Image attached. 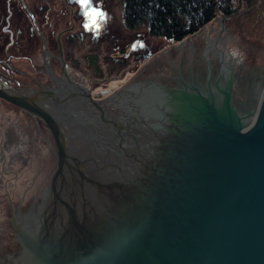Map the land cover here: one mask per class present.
Returning a JSON list of instances; mask_svg holds the SVG:
<instances>
[{
  "label": "water",
  "instance_id": "obj_1",
  "mask_svg": "<svg viewBox=\"0 0 264 264\" xmlns=\"http://www.w3.org/2000/svg\"><path fill=\"white\" fill-rule=\"evenodd\" d=\"M219 50L224 100L173 89L203 86ZM263 68L264 43L230 25L101 100L0 78V264L21 243L36 264H264V93L241 95Z\"/></svg>",
  "mask_w": 264,
  "mask_h": 264
},
{
  "label": "flooded vegetation",
  "instance_id": "obj_2",
  "mask_svg": "<svg viewBox=\"0 0 264 264\" xmlns=\"http://www.w3.org/2000/svg\"><path fill=\"white\" fill-rule=\"evenodd\" d=\"M107 3V0H91V9L104 14L103 18L94 17L93 23L85 16V11L91 9H85L78 0H0L2 81L25 90L44 86L64 92L88 89L95 100L126 89V82L137 78L140 63L147 62L154 49L146 37L149 34H144L141 27H129L123 14L119 20H112ZM218 52V65L214 68L209 64L203 86H199L194 76L186 78L179 73L173 81L169 80L173 89L191 94L198 90L203 96L216 92L224 100L225 95L219 89L227 67L223 53ZM232 73L230 80L234 82L233 70ZM249 75L247 88L241 90V95L249 96L250 100L259 98L261 102L264 68ZM231 105L237 117L243 118L234 110L232 94ZM28 118L44 125L34 117ZM34 201L31 207L36 210ZM20 245L22 248L14 255L16 260L4 264H36L25 255L24 244Z\"/></svg>",
  "mask_w": 264,
  "mask_h": 264
},
{
  "label": "trees",
  "instance_id": "obj_3",
  "mask_svg": "<svg viewBox=\"0 0 264 264\" xmlns=\"http://www.w3.org/2000/svg\"><path fill=\"white\" fill-rule=\"evenodd\" d=\"M262 11L264 0L123 1V17L129 27L147 28L150 36L172 44L198 34L218 17L229 18L246 38L264 43V34L256 38L257 31H264V18L258 17Z\"/></svg>",
  "mask_w": 264,
  "mask_h": 264
},
{
  "label": "rangeland",
  "instance_id": "obj_4",
  "mask_svg": "<svg viewBox=\"0 0 264 264\" xmlns=\"http://www.w3.org/2000/svg\"><path fill=\"white\" fill-rule=\"evenodd\" d=\"M123 1L124 0H107L108 3L106 5V9L107 10H108V8L110 9L109 14H110V17L112 18V20H119V17L122 16V14H123ZM107 10L105 12H107ZM115 16H116V19H115ZM258 17L264 18V11H262L261 14L258 15ZM222 18H225V20L222 21L221 20ZM229 21H230L229 18L218 17L210 25H208L206 28H204L201 31H205V30H208V29L216 28V27H219V26H230L232 24ZM261 23H262V25H264L263 22H261ZM142 29L144 30V32H143L144 34H146V35L149 34V31H148L147 28L142 27ZM263 34H264V31H262V30L257 31V35L258 36L256 38L261 37ZM146 37H147V39L149 41L150 47H152L154 50H153L152 54H150V56L146 59L147 60V62L145 61L146 63L145 62L140 63L141 64L140 65L141 69L144 66H146L149 62H151L154 58H156L160 53H162L165 49H167L172 44V42H169L167 40H164V39H161V38L152 37V36H150V34H149V36L147 35Z\"/></svg>",
  "mask_w": 264,
  "mask_h": 264
},
{
  "label": "snow or ice",
  "instance_id": "obj_5",
  "mask_svg": "<svg viewBox=\"0 0 264 264\" xmlns=\"http://www.w3.org/2000/svg\"><path fill=\"white\" fill-rule=\"evenodd\" d=\"M79 3L85 8V9H91V0H78ZM85 16L92 20L93 23H95L94 17H100L103 18L104 14L102 12L97 11L96 9H91V11H85ZM88 25H86L87 27Z\"/></svg>",
  "mask_w": 264,
  "mask_h": 264
},
{
  "label": "bare ground",
  "instance_id": "obj_6",
  "mask_svg": "<svg viewBox=\"0 0 264 264\" xmlns=\"http://www.w3.org/2000/svg\"><path fill=\"white\" fill-rule=\"evenodd\" d=\"M89 93H90V91H89ZM91 94V93H90ZM92 97V96H91ZM93 98V97H92Z\"/></svg>",
  "mask_w": 264,
  "mask_h": 264
}]
</instances>
